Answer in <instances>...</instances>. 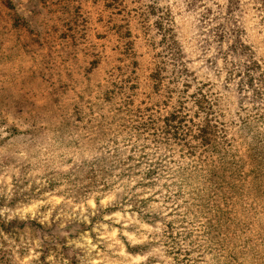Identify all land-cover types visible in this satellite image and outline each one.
I'll return each instance as SVG.
<instances>
[{
    "label": "clouds",
    "instance_id": "clouds-1",
    "mask_svg": "<svg viewBox=\"0 0 264 264\" xmlns=\"http://www.w3.org/2000/svg\"><path fill=\"white\" fill-rule=\"evenodd\" d=\"M238 2L240 11L234 19L248 30L243 41L255 43L264 56V0ZM81 4L77 20L76 10ZM47 5H41L50 33L44 47L27 65L13 57L3 74L12 99L7 106L0 107V165L16 161L6 174H18L16 166L22 167L33 159H55L59 161L56 178L62 185L57 191L65 196L81 186L75 178L82 167H95L96 183L100 187L113 185L109 190L112 199H105L104 203L127 196L132 201L128 207L136 204L139 208L145 192L153 198L140 209L141 213L152 214L147 217L148 226L143 215L123 217L135 233V238H129L131 243L140 245L138 258L122 253L120 241L108 235L96 241L103 252L96 245H87L89 253H95L89 256L88 264H264V61L260 70L253 73L259 78L254 85L258 95L254 97L252 90L244 89L248 98L244 106L251 119L243 125L237 122L225 137L227 143L221 141L217 145L209 133L211 147L205 151L199 139L187 134L188 129H184L186 140L173 142L165 135L162 123V117L174 107L170 96L179 94L171 90L183 85L182 80L179 84L168 83L173 76L165 13L171 0H122L115 4V8L123 7L126 11L123 17L109 14L110 19L125 27L116 41L112 40L113 34L106 33L109 40L105 44H98L92 36L95 29L82 22L84 17H92L86 0H47ZM216 5L223 12L228 0H216ZM150 6H154L155 15H149ZM209 6L212 5L205 2V7ZM129 22L133 23L135 33L130 40L125 37ZM162 23L163 29L159 27ZM104 24L105 28L110 27L107 21ZM141 42L152 47L140 52ZM231 43L228 40L225 47ZM118 44L125 46L123 55ZM145 55L155 56L154 63L168 62V79H146L149 69L144 64ZM45 57L49 61L46 77L37 72ZM232 59L228 57L229 61ZM237 59L240 62L235 69L226 63L225 67H218V72L241 71L244 61ZM29 70L42 76L39 87H25L21 82V73ZM21 98L30 100V104L17 107L15 101ZM166 99L168 107L164 104ZM134 129H139V133ZM117 140L121 141L119 145ZM24 141L36 150L20 147ZM133 144L136 152L129 159ZM156 160L163 162L156 186L133 190L134 185L144 181L148 168L156 166ZM124 173H130L129 178L114 183ZM177 191L182 194L180 201L175 196ZM96 195L95 191L90 193L84 202L91 204ZM177 203L183 204V209L177 211L196 217V227L177 228L182 235L173 244L167 223L174 219L168 213ZM127 235L122 232L121 238ZM177 248L181 249L179 256L174 251ZM39 249V241L21 237L17 243L0 232V264H42ZM165 251L169 255L164 256ZM187 253L191 255L185 259ZM55 255L48 256V264H61Z\"/></svg>",
    "mask_w": 264,
    "mask_h": 264
},
{
    "label": "rangeland",
    "instance_id": "rangeland-1",
    "mask_svg": "<svg viewBox=\"0 0 264 264\" xmlns=\"http://www.w3.org/2000/svg\"><path fill=\"white\" fill-rule=\"evenodd\" d=\"M86 2L92 10V17L91 20L84 17L82 22L87 27L95 29L92 32L94 40L98 44H105L109 40L106 33H110L113 34L112 40L116 41L125 25L112 23L109 14L124 16L125 8L114 7L122 0H86ZM205 2L212 6L205 7ZM41 5L47 8V0H0V107L7 106L12 99L3 78L9 61L17 57L27 65L40 53L46 38L50 35ZM82 7L83 4L76 10L77 20H79V9ZM135 11L136 9L133 8L132 12ZM239 11L238 0H228V7L223 12L216 5V0H171V6L165 13L166 31L169 34L166 39L171 41L169 55L173 76L168 83L179 84L181 80L183 81L182 87L171 90L172 93L179 94L170 96L174 107L162 117L165 135L170 136L173 142L186 140L187 135L184 129H188L187 134L192 135L193 139H199L205 151H208L211 147L209 133L215 138L217 145L221 141L227 143L225 137L230 129L235 127L237 122L243 125L251 119L244 106L245 101L248 100L244 89L247 87L252 90L254 97L258 95L254 85L259 78L253 73L260 70L264 56H261V49L255 43H244L243 36L247 35L248 30L237 24L234 19V14ZM155 14L154 6H150L149 15ZM105 21L110 25L109 28H105ZM133 27V23L129 22L125 33L128 40L135 34ZM159 27L163 29L164 24H160ZM228 40L232 43L225 47ZM141 43L143 46L140 52L152 47V44L147 42ZM118 46L121 49L120 55H123L125 46L123 44ZM158 55L155 53V56ZM155 56H144V64L149 69L146 79L161 77L168 79L167 74L170 71L168 62L154 63ZM229 56L233 57L231 61L228 60ZM253 57H260V59H253ZM237 58L244 61L241 71L234 74L231 69L224 73L218 72V67H225L226 63H231L232 69H235L240 62ZM249 60L251 63H248ZM48 69L49 61L45 57L37 72L46 77ZM37 72L29 70L27 73H21V82L25 87H39L38 82L42 76L37 75ZM261 75L264 76V73ZM261 98L264 99V97ZM15 104L23 108L30 104V100L21 98L15 101ZM164 104L168 107L169 100L166 99ZM253 110H255L254 104ZM134 132L139 133V129H134ZM136 139H139V135ZM120 143V140L116 141L117 145ZM20 147L36 150L35 146L28 141L22 142ZM176 147L180 148V144L177 143ZM185 147L188 145L185 144ZM42 150L41 148L40 151ZM180 150L183 151V149ZM143 151L144 149H141V153ZM135 152L136 145L133 144L129 148V159ZM180 158L183 159V157ZM162 163L161 160L154 161L156 166L148 168L144 181L134 185L133 190L155 187ZM12 164H16L15 159L11 160V164L0 165V213H2L0 214V232L9 239H16L17 243L20 242L21 237L39 241V260L42 264H48L47 258L53 253L56 254L55 259L60 260L61 264H88L89 256H94L95 253H89L87 245H96L97 239L108 235H113L115 240L120 241L123 245L122 253L138 258L140 245L131 243L129 238H135V233L131 230L132 225L126 224L123 217L131 216L133 213L138 218L143 215L148 226L150 222L147 221V217L152 214L140 211L146 207L145 201L153 199L147 196L146 192L145 200L139 202V208L136 204L128 207L132 201L127 196L122 200L106 204L105 199L109 201L112 199L109 190L113 188V185L105 184L104 187H100L94 178L96 168L82 167L79 170L80 175L75 178L81 186L75 187L69 195L65 196L63 192L57 191L62 187L61 181L56 178L58 160L33 159L32 162H24L22 167L17 165L18 174H6V170ZM129 175L130 173L121 174L114 183H118L121 179H128ZM64 179L67 177L64 176ZM164 184L167 186V181H164ZM94 191L97 192L95 199L91 204L85 203L84 198ZM175 196L178 201L182 200L181 192L177 191ZM93 204L95 207L92 206ZM176 209H183V204L177 203L173 211L168 213L170 217H174L167 223L169 239L173 244L177 243L182 235L177 228L187 230L190 227H196L195 216H189L187 211ZM155 219L159 222L158 217ZM60 225L63 227H58ZM122 232L128 233L123 239ZM191 234L189 232V236ZM125 240L129 242L124 243ZM96 246L100 247L102 252L104 251L102 246ZM130 249H136V251H130ZM174 251L177 256L181 254V249L177 248ZM162 254L169 255L166 251ZM190 255L191 253H187L185 259Z\"/></svg>",
    "mask_w": 264,
    "mask_h": 264
}]
</instances>
